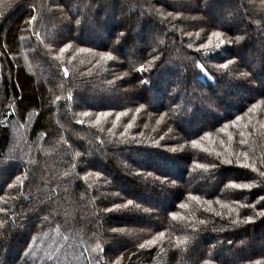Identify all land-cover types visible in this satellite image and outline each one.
I'll use <instances>...</instances> for the list:
<instances>
[{"label": "trees", "instance_id": "trees-1", "mask_svg": "<svg viewBox=\"0 0 264 264\" xmlns=\"http://www.w3.org/2000/svg\"><path fill=\"white\" fill-rule=\"evenodd\" d=\"M262 173L264 0H0V264H264Z\"/></svg>", "mask_w": 264, "mask_h": 264}, {"label": "snow or ice", "instance_id": "snow-or-ice-1", "mask_svg": "<svg viewBox=\"0 0 264 264\" xmlns=\"http://www.w3.org/2000/svg\"><path fill=\"white\" fill-rule=\"evenodd\" d=\"M33 19H34V17H33ZM214 35H219V34L218 33H214ZM107 59H111V56H108ZM141 71H142V69H141ZM65 74H67V73H65ZM243 155L245 156V158H247V154L246 153H244ZM225 162L226 163H231V160H228V161H225ZM244 166L247 167L248 165H244ZM261 175H264V173H262ZM237 187H239V186H237ZM244 187H246V185ZM129 203H131V201H129ZM182 207H183V205H182ZM261 214L264 215V213H261ZM161 235H163V234L161 233Z\"/></svg>", "mask_w": 264, "mask_h": 264}, {"label": "rangeland", "instance_id": "rangeland-1", "mask_svg": "<svg viewBox=\"0 0 264 264\" xmlns=\"http://www.w3.org/2000/svg\"><path fill=\"white\" fill-rule=\"evenodd\" d=\"M73 5L76 6L77 4L76 3H73ZM105 15H107V13Z\"/></svg>", "mask_w": 264, "mask_h": 264}]
</instances>
